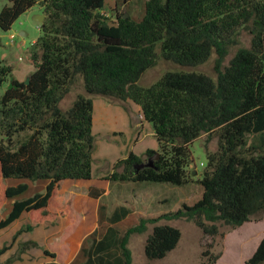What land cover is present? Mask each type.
Returning <instances> with one entry per match:
<instances>
[{"label": "trees", "instance_id": "trees-1", "mask_svg": "<svg viewBox=\"0 0 264 264\" xmlns=\"http://www.w3.org/2000/svg\"><path fill=\"white\" fill-rule=\"evenodd\" d=\"M130 1L8 0L0 10L2 31L35 5L44 17L40 36L28 50L29 84L13 80L16 88L0 95V231L24 213V231H31L55 214L54 196L62 181L92 178L94 96L136 105L158 145L144 157L130 153L117 161L106 181L184 186L193 180L187 170L193 161L190 145L203 135L207 140L215 135L217 150L205 148L206 167L198 180L201 198L171 217L222 239L226 233H220V226L235 230L264 220V0H141L137 12L129 11ZM109 2L125 8L112 23L100 13ZM241 29L252 36L250 46L237 49L223 66ZM212 54L216 80L198 72L171 71L152 85H138L158 58L193 68ZM11 75V66L0 61V88ZM78 84L84 95L78 94L62 110L61 101ZM28 132L18 144L16 136ZM155 153L159 158L152 168L137 170ZM6 179L44 181L46 186L42 193L14 201L3 216L6 201L28 189L26 184L8 187ZM102 194L101 189H88L92 199ZM107 211L100 202L98 227L69 264H131L129 236L145 232L148 221L125 207ZM180 238L173 226H153L144 257L162 260ZM8 248L4 246L0 255ZM20 248L22 253L24 246ZM222 253L205 251L202 264H216ZM43 254L56 258L47 250ZM244 264H264V236Z\"/></svg>", "mask_w": 264, "mask_h": 264}, {"label": "rangeland", "instance_id": "rangeland-1", "mask_svg": "<svg viewBox=\"0 0 264 264\" xmlns=\"http://www.w3.org/2000/svg\"><path fill=\"white\" fill-rule=\"evenodd\" d=\"M8 5V0H0V10ZM124 9V5L118 4L115 6L113 2H109L102 12L108 17V22L112 23L116 21L117 15L124 13ZM141 10V0L130 1V12ZM40 13H42L41 7L35 5L29 11L22 14L8 31L0 30V61L12 68V75L9 80L21 83L32 70L28 50L40 36L39 25L41 23L34 20L35 16L41 15ZM22 32L25 35H21ZM11 36L13 37L11 38ZM251 38L252 36L247 30L241 29L237 45L229 48L222 65L227 66L237 49L249 48ZM215 59L216 55L212 54L202 65L193 68H182L158 58L157 64L143 73L138 81V85L143 87L152 85L164 73L171 71L198 72L216 80V73L214 71ZM8 83H4L1 86L0 95L7 89ZM78 94L84 95L80 84L76 85L66 95L60 103V108L66 110L70 107ZM91 99L94 105V113L92 115V136L94 139L92 152L93 181L105 180V177L113 170L115 163L125 159L130 153L140 155L142 152L145 153L147 149L150 150L154 147L158 149L152 128L148 123H143V129L140 126L135 128L132 124L133 113L131 110L132 108L135 109L136 106L128 103L130 107H126L124 103L112 102L101 96H94ZM27 135H29V132L17 135L16 141H18V144L25 141ZM217 146V137L215 135L210 136L208 140L203 135L200 139L192 142L189 148L193 161L187 170L191 173L193 180L184 186L177 187L171 184H155L150 182L110 183L108 194L101 200V203L106 205L107 212L111 213L118 207H125L135 214L137 219L143 218L148 221L145 232L141 234L133 233L129 236L127 246L131 252V264H202L206 262V258L202 257L205 251H209L211 254H216L219 251L223 252L216 264H244L252 256L264 236V222L256 224L257 222L252 221L235 230L220 226V233H226L225 238L222 239L219 236H205L193 223L183 218L171 217L175 212L182 210L183 206H192L201 198L203 190L198 184V180L201 179L206 167L205 148L208 152H215ZM144 153L141 154V157H144ZM4 183L8 187L16 184H26L29 187V192L26 191L24 194L6 201L1 209V214L4 216L8 214L13 201L26 199L28 196L31 197L38 192L36 190L33 192L36 182L28 180H20L18 182L13 179H6ZM80 183L84 187L85 183ZM63 187L61 186L60 189ZM86 204H82L84 208L83 213L85 211L86 217L90 218L88 207L90 205ZM161 224H168L177 228L181 233V238L176 248L168 253L165 258L147 261L143 252L145 240L151 232L152 227ZM26 225H28V218L24 217L23 219H19L16 224L9 226L7 231L5 230L7 234L5 233L4 235L3 232L0 236V250L5 246V236L11 235L18 229L24 231ZM31 231H24L18 235L24 234L22 236L24 239L23 244L20 243V240L17 242L18 244H14L15 242L9 243L8 250L13 248V251H5L1 254L0 264H11L14 261H19L21 246H24L22 253L26 255L29 264H35L38 262V259H41V247L33 241H28V239H32L33 233H30ZM67 246L58 244L56 248L48 247L47 251L57 255L56 260L60 262L62 252H64V248ZM39 250L41 251L38 256Z\"/></svg>", "mask_w": 264, "mask_h": 264}, {"label": "crops", "instance_id": "crops-1", "mask_svg": "<svg viewBox=\"0 0 264 264\" xmlns=\"http://www.w3.org/2000/svg\"><path fill=\"white\" fill-rule=\"evenodd\" d=\"M40 14L42 15V13ZM21 34L25 35L23 32ZM128 103L130 102L125 103L126 107L129 106ZM131 111L133 113L132 124L134 125L135 128L140 126L143 129L144 128L143 123L145 122L142 120L139 108L136 106L135 109L132 108ZM93 113H94V105H93ZM92 122H93V117H92ZM150 150L156 151L157 147L151 148ZM141 154L136 156L140 157ZM67 182H73V183H67ZM80 182L85 183L84 187L81 185ZM35 184L36 185L35 188L33 189V192L36 190L38 191L37 193H42L46 186V182L37 181ZM109 185L110 183L106 180L93 181L92 178L88 181L64 180L58 185L54 196V205L52 206V208L55 206L54 209L55 214H53L51 217H48V219L42 221L41 223H39L30 232L33 233L32 239H28V241L35 242L42 249L41 259H38L37 260L38 262H36L35 264H47V263L69 264L74 259L75 255L79 251V248L83 240L98 227V205L103 199V197L108 194ZM61 186H64L66 188L63 187L62 189H60ZM89 188H98L103 190L102 196L98 199L90 198L88 195ZM27 191L29 192V187ZM86 203L90 205L88 206L90 218L86 217L85 211L83 213L84 208L82 207V204H86ZM24 217L27 218V215L25 213L22 214L19 219H23ZM17 221L13 222L11 225L16 224ZM262 222H264V220L259 221L256 224ZM7 228L0 231V236L3 234V232L4 235L5 233L7 234L6 232ZM17 231L13 232L12 234L10 233L11 235L5 236L6 239V242L4 244L5 246H9V243L12 242V238ZM22 236H24V234L18 236L15 239L14 244H16L19 240L21 241L20 243L23 244L24 239L22 238ZM58 244L68 245L66 248H64V252H62V257L60 258V262L59 260H56V258L55 260H53L50 257H47L43 254V250H47L48 247L56 248V245ZM7 251L11 252L13 251V248ZM40 251L41 250H39V252L37 253L38 256L40 255ZM19 257H20L19 261H14L11 264H29V261L27 260L25 254L21 253Z\"/></svg>", "mask_w": 264, "mask_h": 264}, {"label": "water", "instance_id": "water-1", "mask_svg": "<svg viewBox=\"0 0 264 264\" xmlns=\"http://www.w3.org/2000/svg\"><path fill=\"white\" fill-rule=\"evenodd\" d=\"M127 15H124V18H126ZM43 15H39V16H35L34 20L37 21L38 23H42L43 22ZM22 35V34H21ZM30 74L26 76L25 80L23 81L24 85H28L29 84V80H30ZM12 87L16 88V86L12 85V80H9V83L7 85V89H11ZM159 158V154L155 153L154 155H152L151 157L147 158L146 162H143L141 164H139L136 168L137 170L142 169V168H152L153 167V162L155 160H157Z\"/></svg>", "mask_w": 264, "mask_h": 264}, {"label": "built area", "instance_id": "built-area-1", "mask_svg": "<svg viewBox=\"0 0 264 264\" xmlns=\"http://www.w3.org/2000/svg\"><path fill=\"white\" fill-rule=\"evenodd\" d=\"M101 13V15H103V16H106L102 11L100 12ZM13 36H11V38H12Z\"/></svg>", "mask_w": 264, "mask_h": 264}]
</instances>
